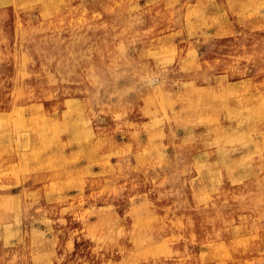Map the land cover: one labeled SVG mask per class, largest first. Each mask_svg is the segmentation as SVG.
Segmentation results:
<instances>
[{"label":"bare ground","instance_id":"bare-ground-1","mask_svg":"<svg viewBox=\"0 0 264 264\" xmlns=\"http://www.w3.org/2000/svg\"><path fill=\"white\" fill-rule=\"evenodd\" d=\"M72 1L0 0V264H195L190 247L199 237L176 226L173 184L183 178L191 187L204 162L206 197L219 176L243 170L233 154L237 117L222 108L225 92L191 85L183 99L145 93V62L130 51L145 54V0ZM107 2L112 19L102 27ZM205 19L211 26V14ZM124 75L134 103L116 84ZM109 87L119 100L102 98ZM222 141L227 160L214 163L210 146ZM254 141L253 161L261 154ZM118 183L128 190L120 204L135 206L102 208L116 204L97 187ZM93 216L106 229L85 226Z\"/></svg>","mask_w":264,"mask_h":264},{"label":"rangeland","instance_id":"rangeland-1","mask_svg":"<svg viewBox=\"0 0 264 264\" xmlns=\"http://www.w3.org/2000/svg\"><path fill=\"white\" fill-rule=\"evenodd\" d=\"M101 1L97 0L96 5ZM94 2L89 0V4ZM78 3L73 0L69 5ZM110 9L109 2L105 6L102 3V11L94 9L103 14L102 27L112 19ZM141 12L138 10L132 14L136 16ZM30 13L37 21V12ZM206 13L212 16L211 26L205 19ZM116 18L125 19L120 14ZM142 22L145 26V54L136 46L130 51L131 55L145 62V93L161 90L183 99L186 90L191 92V85L217 94L225 92L227 104L224 107L219 104L216 108L222 107L225 113L237 117L235 125L229 117L224 118L234 126L233 154L242 161L243 170L232 169L215 179L208 197H204L206 175L201 169L204 162H198L191 187L183 178L173 184L174 190L181 194L176 210L181 220L176 226L189 233L193 229L195 236L199 237L190 247L192 257L189 260L195 264H264V135L254 129L264 127V0H145ZM143 37L141 34L140 39ZM137 43L133 41V45ZM126 76L116 84L121 89L126 87L124 101L134 103L137 91L130 87L134 82ZM113 92V87L107 88L102 98L119 100L118 93ZM177 134L180 136L178 140L183 141L182 129ZM252 141L260 145L261 153L254 161L249 159L253 154L249 148ZM225 143L210 146L212 162L225 163L228 156L223 150ZM167 152L177 158L172 146L167 147ZM118 185L115 191L97 187V195L110 196L113 200L110 204H116L102 208L115 210L119 205L124 208L135 206L134 200L120 204L117 197H124L128 190L123 184ZM76 194V190L68 191L70 197ZM220 197L222 201H218ZM39 203L42 204V200ZM54 204L60 206L64 223L68 222L62 202ZM195 204L199 209L193 216ZM127 219L130 220L131 216ZM54 223L59 225L57 221ZM96 223L95 228L106 229L105 224L94 216L85 226ZM40 225L37 221L36 226Z\"/></svg>","mask_w":264,"mask_h":264}]
</instances>
